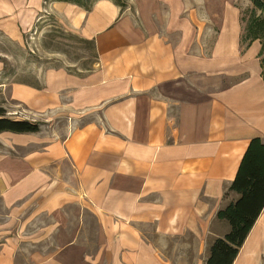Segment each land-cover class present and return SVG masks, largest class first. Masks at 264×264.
Wrapping results in <instances>:
<instances>
[{
  "label": "crops",
  "instance_id": "0c3cea01",
  "mask_svg": "<svg viewBox=\"0 0 264 264\" xmlns=\"http://www.w3.org/2000/svg\"><path fill=\"white\" fill-rule=\"evenodd\" d=\"M166 3L172 7L171 19L161 20L165 31L145 33L114 0H92L88 8L61 0H0V38L22 45L23 35L50 13L92 41L98 58L90 70L49 68L37 86H11V99L34 120L65 121L69 131L61 140L42 130L1 134L17 138L15 148L38 149L16 157L12 167L0 156L6 209L0 264H17L21 244L58 228L54 218L39 225L42 218L73 206L81 225L85 212L96 225L98 244L84 256L87 264H205L212 242L228 233L217 214L233 201L228 190L249 142L264 143L259 52L241 49L236 4L223 3L216 18L198 2L206 28L197 35L181 16L183 0ZM201 80L208 85L201 88ZM32 261L64 264L54 255L35 254ZM233 264H264V208Z\"/></svg>",
  "mask_w": 264,
  "mask_h": 264
},
{
  "label": "rangeland",
  "instance_id": "374dc122",
  "mask_svg": "<svg viewBox=\"0 0 264 264\" xmlns=\"http://www.w3.org/2000/svg\"><path fill=\"white\" fill-rule=\"evenodd\" d=\"M92 1V0H91ZM122 7V13L130 19H136V27L143 32H164L167 25L165 19L171 15L172 4L166 3L173 0H114ZM198 2L201 8L204 7V2L213 9L218 18L221 13L220 6L223 3H233L241 8L242 34L244 37L243 51L250 48L257 49L258 56L264 60V38L262 33H256V23H260L264 19V11L256 10L250 0H183L182 17L188 20L190 24L187 26L189 33L204 34L206 21L204 17H200L196 11ZM221 4V5H220ZM47 6V2H45ZM194 7L193 10H189ZM143 13L144 23L139 18V11ZM193 11L195 17L192 20L190 13ZM196 11V12H195ZM212 12V10H211ZM169 19V20H170ZM197 21V23H194ZM168 22V21H167ZM37 27L32 31L23 35V44L18 45L6 39L0 38V64L2 71L0 73V109L6 112V116L12 120H26L29 122H38L27 113L23 106L11 99V86L14 83H25L28 85L37 86L42 73L49 68H57L67 65V69L71 72L83 71L92 69L96 64L95 51L90 43H86L77 35H74L68 29H65L58 24L54 15L44 13L43 17L37 22ZM217 27L214 26V29ZM193 32H192V31ZM204 32V33H203ZM257 35L258 39H253ZM203 36V35H201ZM262 36V37H261ZM204 38V37H203ZM261 52V53H260ZM260 60V59H259ZM214 79H210L206 84L201 80L200 87L204 85L212 86ZM215 84L218 86V79H215ZM235 80L223 81L225 84L233 83ZM199 99V98H198ZM200 99H204L200 97ZM41 126L42 136L49 139L61 140L63 135L69 131L68 123L65 121L57 122H38ZM20 141L10 136L9 134L0 135V156L8 157L12 167L16 161V157H21L27 152L36 150L34 146H29L26 149L15 148V144ZM31 147V148H30ZM13 162V163H12ZM67 166V171H70L68 164L61 165V168ZM62 172V170H61ZM231 199L235 200L236 195L231 194ZM5 207L0 198V218L5 215ZM78 207H69L53 217H43V223L39 225L51 223L53 218L59 223L58 228L45 236L42 240L26 244H21L17 255V264H32V256L38 254L41 258L54 255L59 261L64 264H87L83 261L84 256L93 255L98 244V237L95 231L94 218L87 212L84 213V225L80 223ZM76 239L72 246L67 245Z\"/></svg>",
  "mask_w": 264,
  "mask_h": 264
},
{
  "label": "trees",
  "instance_id": "16d2710c",
  "mask_svg": "<svg viewBox=\"0 0 264 264\" xmlns=\"http://www.w3.org/2000/svg\"><path fill=\"white\" fill-rule=\"evenodd\" d=\"M61 1L77 3L86 8L91 4V0ZM250 2L256 10L264 11V0H250ZM254 26L253 31L262 33L263 37H261L264 38V19ZM253 39H258L257 35ZM83 41L90 43L94 49L92 41ZM243 42L244 37L241 36L242 50ZM95 58L98 59L96 53ZM259 59L261 75L264 79V60ZM40 130V124L26 120H12L6 116L3 109H0V135L3 133L37 134ZM228 191L236 195V199L218 212L217 220L227 223L229 231L223 238H217L212 242L205 264H233L264 208V143L260 138H254L249 142Z\"/></svg>",
  "mask_w": 264,
  "mask_h": 264
}]
</instances>
